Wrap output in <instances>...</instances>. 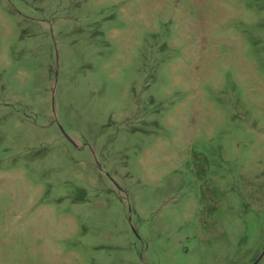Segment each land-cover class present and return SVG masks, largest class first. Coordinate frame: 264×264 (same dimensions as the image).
I'll list each match as a JSON object with an SVG mask.
<instances>
[{"label": "rangeland", "instance_id": "1", "mask_svg": "<svg viewBox=\"0 0 264 264\" xmlns=\"http://www.w3.org/2000/svg\"><path fill=\"white\" fill-rule=\"evenodd\" d=\"M0 264H264V0H0Z\"/></svg>", "mask_w": 264, "mask_h": 264}]
</instances>
